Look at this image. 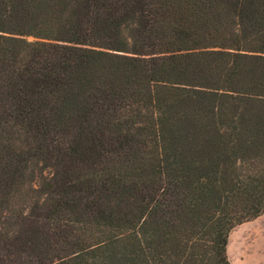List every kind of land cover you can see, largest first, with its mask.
Returning a JSON list of instances; mask_svg holds the SVG:
<instances>
[{"label": "trees", "instance_id": "16d2710c", "mask_svg": "<svg viewBox=\"0 0 264 264\" xmlns=\"http://www.w3.org/2000/svg\"><path fill=\"white\" fill-rule=\"evenodd\" d=\"M0 128V264H230L264 213V0H0Z\"/></svg>", "mask_w": 264, "mask_h": 264}, {"label": "rangeland", "instance_id": "374dc122", "mask_svg": "<svg viewBox=\"0 0 264 264\" xmlns=\"http://www.w3.org/2000/svg\"><path fill=\"white\" fill-rule=\"evenodd\" d=\"M2 129L16 135L20 131L18 127ZM4 138V134L0 131V167L6 159V150L15 153L21 148L19 141H7ZM28 143L32 149L38 146L44 149L46 146L40 137H31ZM226 251L230 264H264V213L233 228L228 236Z\"/></svg>", "mask_w": 264, "mask_h": 264}]
</instances>
